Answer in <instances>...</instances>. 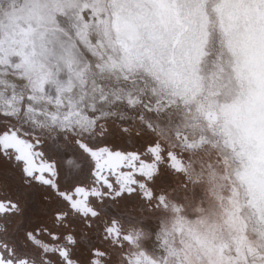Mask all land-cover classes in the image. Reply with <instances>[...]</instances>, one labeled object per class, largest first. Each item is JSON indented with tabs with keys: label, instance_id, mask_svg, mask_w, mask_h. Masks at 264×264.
<instances>
[{
	"label": "clouds",
	"instance_id": "1",
	"mask_svg": "<svg viewBox=\"0 0 264 264\" xmlns=\"http://www.w3.org/2000/svg\"><path fill=\"white\" fill-rule=\"evenodd\" d=\"M0 165V264H264V0H0Z\"/></svg>",
	"mask_w": 264,
	"mask_h": 264
},
{
	"label": "flooded vegetation",
	"instance_id": "2",
	"mask_svg": "<svg viewBox=\"0 0 264 264\" xmlns=\"http://www.w3.org/2000/svg\"><path fill=\"white\" fill-rule=\"evenodd\" d=\"M5 167L10 166L0 165V168ZM0 180H4L5 182H7L10 190L15 189L16 192H20L23 190V185L19 183L15 175L0 172ZM44 194L45 193L42 192L39 188H34L33 191L28 193L29 203L25 210V214L27 217L36 216L37 218H39L42 216L40 206L45 203V201L43 200Z\"/></svg>",
	"mask_w": 264,
	"mask_h": 264
},
{
	"label": "snow or ice",
	"instance_id": "3",
	"mask_svg": "<svg viewBox=\"0 0 264 264\" xmlns=\"http://www.w3.org/2000/svg\"><path fill=\"white\" fill-rule=\"evenodd\" d=\"M114 163H115V164H119V160L115 161Z\"/></svg>",
	"mask_w": 264,
	"mask_h": 264
}]
</instances>
